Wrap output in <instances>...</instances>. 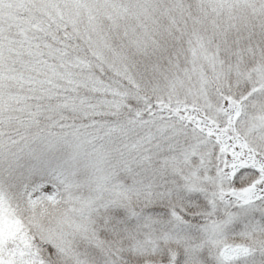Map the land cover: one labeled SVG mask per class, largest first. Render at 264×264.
Wrapping results in <instances>:
<instances>
[{
    "label": "snow or ice",
    "instance_id": "6c2138e0",
    "mask_svg": "<svg viewBox=\"0 0 264 264\" xmlns=\"http://www.w3.org/2000/svg\"><path fill=\"white\" fill-rule=\"evenodd\" d=\"M0 264H264V0H0Z\"/></svg>",
    "mask_w": 264,
    "mask_h": 264
}]
</instances>
